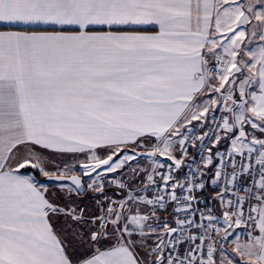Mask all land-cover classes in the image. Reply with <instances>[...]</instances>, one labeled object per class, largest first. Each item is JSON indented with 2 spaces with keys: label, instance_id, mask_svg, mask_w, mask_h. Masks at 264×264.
<instances>
[{
  "label": "snow or ice",
  "instance_id": "6c2138e0",
  "mask_svg": "<svg viewBox=\"0 0 264 264\" xmlns=\"http://www.w3.org/2000/svg\"><path fill=\"white\" fill-rule=\"evenodd\" d=\"M0 264H264V0H0Z\"/></svg>",
  "mask_w": 264,
  "mask_h": 264
}]
</instances>
